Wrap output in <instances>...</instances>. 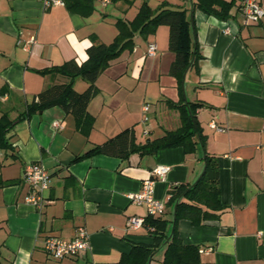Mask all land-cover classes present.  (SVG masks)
Returning a JSON list of instances; mask_svg holds the SVG:
<instances>
[{
	"label": "crops",
	"instance_id": "obj_1",
	"mask_svg": "<svg viewBox=\"0 0 264 264\" xmlns=\"http://www.w3.org/2000/svg\"><path fill=\"white\" fill-rule=\"evenodd\" d=\"M166 1L186 8L189 17V0H93L87 13L65 3L0 0V118L12 121L6 133L11 146L0 148V179L7 180L0 185V264H120L131 243L150 242L144 225L127 229L128 217L147 215L146 206L129 194L139 192L152 169L163 164L169 169L154 180V196L166 203L172 185L192 183L202 170L200 147L193 153L169 147L125 159L107 154L73 158L127 127L143 142L179 126V109L172 103L185 100L182 85L187 101L201 103L196 117L205 149L217 160L225 206L200 223L181 218L179 236L198 245L199 264H264V17L244 20L241 0L227 19L193 7V45L201 57L182 83L169 71L175 56L169 27L159 25L146 37L136 34L133 45L96 79L88 133L58 105L26 114L40 91L62 79L42 70L70 59L81 64L93 42L113 41L118 19L132 20L143 2L156 8ZM259 2L264 6V0ZM31 37L35 40L28 43ZM152 42L157 48L151 56ZM73 85L83 91L88 82L76 78ZM148 97L156 99L143 121ZM212 120L223 130L211 127ZM31 162L50 175L41 210L25 200L30 187L24 172ZM78 226L88 232L87 249L61 259L48 255L46 237L71 239ZM162 256L163 247L157 248L148 264H161Z\"/></svg>",
	"mask_w": 264,
	"mask_h": 264
},
{
	"label": "trees",
	"instance_id": "obj_2",
	"mask_svg": "<svg viewBox=\"0 0 264 264\" xmlns=\"http://www.w3.org/2000/svg\"><path fill=\"white\" fill-rule=\"evenodd\" d=\"M92 1L64 0V3L72 10L87 13L92 8ZM237 1L193 0L195 7L219 19L229 18L231 9ZM240 4L238 3V7ZM162 24L169 27V47L175 54L169 71L179 83H182L183 74L189 66L191 57L194 55L191 66L195 67L201 57L198 49H194L187 9L176 7L167 1L160 3L156 8L143 2L132 20L118 19L116 21L118 33L112 42L108 44L93 42L87 49L88 58L81 64L70 59L42 70V72H54L62 79L40 91L27 105L26 114L30 115L58 105L65 112L74 115L78 129L88 133L93 123V116L88 112V104L99 90L96 85L99 73L109 65L112 59L119 56L123 49L133 45L136 34L146 37ZM76 78H83L88 82L86 89L78 91L74 88L73 83ZM172 104L179 109L180 114V124L176 128L166 130L161 136L147 138L142 142L137 140L133 127H127L73 158V161H78L95 154H107L125 159L132 153L154 154L159 149L176 146H181L185 153H193L199 147L202 150L205 170L196 184L191 188H189L190 182L171 186L166 202L167 211L160 216L146 215L144 218L143 225L148 229L152 240L131 243L130 250L122 255L120 264H148L153 251L163 243L170 232L173 205L183 192L176 208L172 236L163 246L161 264H199L198 245L183 242L178 233L177 223L181 218L189 219L192 223H200L214 217L215 212L222 210L225 206L220 199L217 160L205 149V137L196 117V109L201 103L181 100L179 103ZM187 106L190 107L194 119L189 115ZM11 126L12 121L7 117L0 118V148L7 149L11 146L6 137ZM6 182L7 180L0 179V185Z\"/></svg>",
	"mask_w": 264,
	"mask_h": 264
},
{
	"label": "built area",
	"instance_id": "obj_3",
	"mask_svg": "<svg viewBox=\"0 0 264 264\" xmlns=\"http://www.w3.org/2000/svg\"><path fill=\"white\" fill-rule=\"evenodd\" d=\"M45 6L62 5L63 0H42ZM240 12L244 20L251 22H259L264 17V6L259 0H242L240 4ZM34 37L29 38L28 43H33ZM24 49L28 46L24 44ZM157 45L152 42L148 45L147 54L155 55ZM149 104L145 103L142 107L143 121L148 120ZM56 125H59L56 122ZM211 127L218 130H223V127L215 121L210 122ZM168 166L159 164L156 165L151 172V176L146 178L142 183V188L139 192L130 193L129 198L137 204H144L147 209V215L160 216L166 211V203L164 200L154 196V180L164 176L168 171ZM48 170L37 162H31L27 165L24 172V180L30 187V191L25 197V200L41 210L45 203L44 191L49 185ZM144 216L132 215L127 219V229H138L144 223ZM44 249L52 258L61 259L65 256L76 255L89 247V235L84 226H78L75 236L71 239H64L57 236H48L44 239Z\"/></svg>",
	"mask_w": 264,
	"mask_h": 264
},
{
	"label": "water",
	"instance_id": "obj_4",
	"mask_svg": "<svg viewBox=\"0 0 264 264\" xmlns=\"http://www.w3.org/2000/svg\"><path fill=\"white\" fill-rule=\"evenodd\" d=\"M190 1V12H189V20H190V27H191V32H192V36L193 38L195 37V34H194V29H193V23H192V13H193V7H194V4H193V0H189ZM193 52H194V49H193ZM194 61V55L191 57L190 59V63H189V66L187 67L186 71L184 72L183 76L185 77L186 75V72L187 70L189 69V67L191 66V64L193 63ZM182 88L184 90V85H182ZM185 95V94H184ZM187 101L186 97H185V102ZM188 108V112H189V115L191 116L192 119H194L193 117V114H192V111L190 109L189 106H187ZM205 170V163L203 165V168L202 170L200 171V173L198 174V176L195 178V180H193V182L190 184L189 188H191L192 186H194L197 182V180L201 177V175L203 174ZM184 192L175 200L174 202V205H173V211H172V223H171V229H170V232L167 236V238L163 241V243L158 247V250L161 249L167 242L168 240L171 238L172 236V233H173V229H174V221H175V218H176V208H177V205H178V202L179 200L181 199V197L183 196ZM152 256V255H151ZM151 256L149 258V261L151 259ZM148 261V262H149Z\"/></svg>",
	"mask_w": 264,
	"mask_h": 264
},
{
	"label": "rangeland",
	"instance_id": "obj_5",
	"mask_svg": "<svg viewBox=\"0 0 264 264\" xmlns=\"http://www.w3.org/2000/svg\"><path fill=\"white\" fill-rule=\"evenodd\" d=\"M242 18H243V17H242ZM243 19H244V18H243ZM181 88H182V86H181ZM182 91H183V93L185 94L186 99H188V98H187V93H186L185 88H184V90H183V88H182ZM155 99H156V98H151V99H150V98L148 97V98L145 100V101H146L145 103H148V104L150 105V103L155 102ZM147 115H148V117H149V114H147ZM140 124H141V122H140Z\"/></svg>",
	"mask_w": 264,
	"mask_h": 264
}]
</instances>
